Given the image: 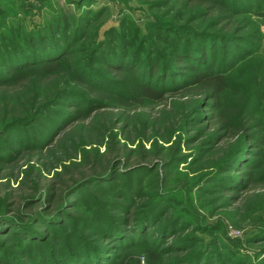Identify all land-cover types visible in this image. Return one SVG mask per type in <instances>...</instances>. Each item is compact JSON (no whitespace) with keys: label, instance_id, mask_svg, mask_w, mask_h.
Instances as JSON below:
<instances>
[{"label":"rangeland","instance_id":"rangeland-1","mask_svg":"<svg viewBox=\"0 0 264 264\" xmlns=\"http://www.w3.org/2000/svg\"><path fill=\"white\" fill-rule=\"evenodd\" d=\"M224 1L234 10L230 8L233 25L220 31L213 17L201 18L181 8L179 0H0L1 55L12 53V45L23 49L27 38L32 44L41 36L52 41L55 24L66 29V36L78 30V38L67 37L71 45L59 74L73 83L77 70L92 64L102 70L106 81L95 88L74 82V89L106 104L100 112L109 118L97 133L85 134L70 120L53 132L52 124L41 119L42 124L0 137V264H40L39 255L45 264H56V258L61 264H114L120 259L135 264L136 257L140 264H264V157L249 152L252 143L241 142L243 133L252 130L238 118L246 107L264 122V0ZM223 34L227 37L218 36ZM210 39L216 44L207 49L206 60L211 57L214 69L226 77L230 96L225 106L237 120L233 138L218 132L208 101L192 93L182 100L169 84L164 89L176 109L170 119L156 123L153 113L145 120L149 111L142 104L134 110V120H127L114 107L135 72L104 73V63L90 61L91 51L108 41L116 47L112 51L122 49L133 59L138 54V68H145L150 58L161 63L152 83L158 85L157 78L169 83V75L177 76L171 49L205 45ZM175 77L173 82L179 81ZM123 81L124 86H116ZM39 97L51 98L41 89ZM60 101L51 107L74 109ZM21 102L16 95L0 93V126L21 116ZM46 117L60 119L51 113ZM58 137L60 148H51ZM69 144L75 151L63 154ZM88 165L94 166L86 172L91 177L87 183L65 192L67 204L62 196L55 201L53 194L65 177ZM247 173L255 174L257 182H247ZM39 182L44 183L38 187ZM47 183H52L51 191ZM116 184L124 189L117 192ZM26 187L38 191L26 194ZM39 193L41 200L29 204L36 199L30 195ZM21 235H31L32 241ZM129 241L135 244L121 248ZM138 247L154 256L137 254Z\"/></svg>","mask_w":264,"mask_h":264},{"label":"trees","instance_id":"trees-1","mask_svg":"<svg viewBox=\"0 0 264 264\" xmlns=\"http://www.w3.org/2000/svg\"><path fill=\"white\" fill-rule=\"evenodd\" d=\"M179 1L181 8H186L187 10L192 9V11L197 12L201 18L213 17L216 22L215 25H219L220 31L229 30L233 25L231 12L232 8L224 0ZM232 11L234 10L232 9ZM51 30V34L49 35L50 38L52 37V41L50 42H45L44 40L47 38H42L41 36L36 38V43L32 44L29 38H27L24 41L25 47L23 49L20 50V48L18 49V47H16L19 44L12 45V49H14L12 50V53L4 55L0 54V93L13 94L22 100L20 104L22 112L21 116L17 118L12 117L8 123L6 122L5 125H1L0 137H7L13 134V132H18L20 129L25 128L24 126H28L29 124H42V122L39 121L41 119H45L46 122L48 121L50 124H52L53 132L57 131V129L60 127L61 129L65 127L67 121L70 120L71 122L81 125L80 128L85 134H89L91 132L97 133L102 127L103 122L109 119L107 117V113L103 114L100 112V110H104V108L107 107L106 104H99L95 99L87 98V96L85 97V95H82L78 90L74 89V86L76 85L74 82H80L82 84L84 83L85 85L88 84L89 86L95 88L103 81H106V76H104L102 70L96 69L91 63L92 66L89 64L90 68L88 67V70L85 69V71L82 72H78V70L76 71L73 78V83H71V81L69 82L67 77L59 74V70L63 64L62 59L69 53V48L71 45L70 43L68 45L67 41L69 38L71 40L76 39V37L78 38V30H75L72 35H68L72 36L69 38L66 36V29H60L59 24L52 25ZM60 32L62 38L56 39L55 35L59 34ZM218 36L227 37L225 34ZM216 40H218V38ZM216 40H205L207 41L205 45L198 44L196 47H190L187 45L184 46L183 49H171V55L169 57L171 59L172 65L177 69V76L175 77L173 75H169V77L172 78L169 83L160 81L157 78L156 80L159 82L158 85H154L152 83V77L154 72L159 74L161 63L158 64L157 61L150 58L145 61V68H138L135 64V58L138 54H133V56H135L133 59L128 57L126 52L122 49L118 48L117 51H112L116 47H111L108 45V41H101L99 45H97L91 51L90 61L93 62V60H96L98 62L104 63V73L113 72L114 74H120L123 72L130 74L131 72H135L136 75H132L133 81H127L132 85L125 83L126 87H128V92L126 91L127 93H125V95L121 94V97H119L120 103L116 104L114 107V110L121 109L120 114L127 118V120H134V110L136 107H139L142 104L146 105L149 111L145 115V120L149 121V118L151 119V114L153 113H156V115L154 114L156 116L154 117V121L156 123L161 118L170 119L176 109H174V104L173 102H170L168 99L169 96L166 93L167 91L164 89L165 86L169 84L171 86H176L174 90L180 91L178 96H180L182 100L183 98L187 97L188 93H192L193 95L200 96L208 101L211 108L210 110L213 114L212 118L218 132H221L222 130L225 138H233L238 133L236 129L237 120L232 114L230 107L225 106L226 101H228V97L230 96L227 91L226 77L220 70L214 69V63L211 57L210 60H206V58L209 56L207 49H209L210 45H215ZM165 41L167 42L168 40L166 39ZM139 69L140 72H138ZM182 72H184L183 75L180 74ZM174 77L178 78L179 81L173 82L175 80ZM121 85L124 86V81L122 83L116 84V86ZM40 89L49 91L51 98L47 97L40 100ZM61 99H65L67 106L70 108L73 107L74 109H71V111L53 109L51 105L60 104ZM79 103H86V107L80 108ZM43 113L46 114V116H48L50 113L57 117L60 116V119H56L54 117L47 118L43 115ZM238 116L239 121H241V125L244 127V129L249 128L252 130V133H243L244 136L241 139V142H246L245 144L252 143L253 147L255 148L249 150V152L256 151L254 154L259 156L258 158L264 157V122L257 120L255 111L252 108L248 109L246 107H242ZM100 117L102 119H97ZM63 137L65 141L67 139L66 135ZM58 139L59 137L52 142L51 148H60L61 141H58ZM238 141L239 139L237 137L236 142ZM72 150L73 152L75 151V149H72L69 144L62 150V152L63 154H68L71 153ZM50 151L51 150L48 152ZM249 152L246 154H251ZM17 153L19 152L15 153L12 151V154L17 155ZM254 154L252 153V155ZM68 156H71V154ZM245 157L247 158V156ZM108 160L109 158L106 160V163ZM114 160L116 161V159ZM113 161L110 164L111 166L109 165L110 167H113L115 163ZM93 166L94 165H88L86 167H82L81 169L75 170L71 175L66 176L65 179L60 183L61 188H59L58 191L53 194L55 201H60L62 196L61 200L67 204L68 197L64 196L65 192L66 195H68L73 190H76L80 184L87 183L91 177H86V172L90 170L92 171ZM238 170L241 173L245 172V170L240 166L238 167ZM246 175L247 176L244 179L247 180V182H257L258 177L255 174L247 173ZM43 183L44 182H39L38 187ZM116 185L117 186H114V189H118L117 192H119L121 189H124L122 186L123 184ZM45 186L51 191L52 183H47ZM38 187H26V190L29 191L25 192L28 194V192L38 191ZM263 189L260 192H264ZM133 190H135V187L128 189L126 192H131ZM40 194L41 193L37 194L38 196L35 197L34 195H30L31 198L36 199L29 204L37 202V200H41V197H39ZM119 194L122 195L124 193L121 191ZM68 206L70 205L68 204L65 207ZM27 232H25V234H29ZM21 236L27 238L29 242L32 241L30 240L31 235H29L30 237L27 235ZM36 237V235L32 236L34 239ZM130 242L131 241L128 242L129 245H122L121 248H128V246H133V244H135ZM33 248L38 249V244L33 243ZM134 251H138L137 254H148L150 258L154 256L152 252H149V250L144 248L138 247L134 249ZM37 257H39L37 258L39 259L38 263L45 264V260L41 259V257H43L42 255ZM54 261L56 264H61V262H63L61 259L57 258ZM149 263L152 264L153 261L150 260ZM114 264L124 263L120 259ZM135 264H140V257H136Z\"/></svg>","mask_w":264,"mask_h":264}]
</instances>
